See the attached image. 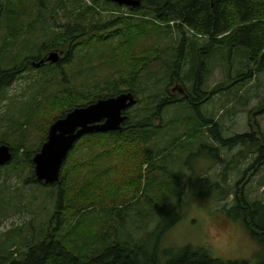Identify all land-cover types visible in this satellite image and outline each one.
I'll use <instances>...</instances> for the list:
<instances>
[{"label": "rangeland", "instance_id": "obj_1", "mask_svg": "<svg viewBox=\"0 0 264 264\" xmlns=\"http://www.w3.org/2000/svg\"><path fill=\"white\" fill-rule=\"evenodd\" d=\"M63 1L64 4L60 5V0L52 3L24 0L22 4L19 0H12L10 3L17 13L12 14V10L4 6L2 13H5L0 16V67L9 70L29 60L28 70L19 74L3 93L0 84V145H8L17 153L8 165L0 166V244L14 241L15 247L26 255L48 237H64L67 229L79 221L90 225L93 220L82 216L86 212L79 214L71 208H67L69 212L65 218L58 220L55 217L62 201L66 203L72 199L89 182L92 184L90 192L105 196L115 193L113 195L124 198L118 208L125 207L129 211L128 216L118 215L119 224L115 226L100 222L92 225L90 230L104 234L102 238L113 242L135 245L132 240L138 242L154 233L160 212L159 206L147 202L143 193L145 191L151 198L159 197L165 190L162 185L160 194L157 192L159 178L166 169H172L175 175L168 178L175 182L163 201L165 205H178L170 216L177 218L179 215L181 219L163 234L156 254L142 256L148 261L155 258L156 264H170L176 254L183 253V261L189 260L192 264H205L209 259L220 263L244 261V264H259V246L244 222L229 215L226 209L235 206L236 195L249 203L260 202L264 206V108L261 109L264 106V71L251 81L238 83L232 79L223 85L221 82L226 81L227 71L217 61L206 85L197 75L196 79L200 80L197 85L195 80L183 84L186 93L190 90L192 93L199 86V98L207 100L205 103L199 101L197 106L191 96L185 99L184 95L177 93L174 97L175 103H179L177 106H163L160 111L153 108L144 116L141 107L145 102L154 100V95L159 103L162 98H170L171 90L178 87L175 82L181 81L172 80L175 76L172 56H176L180 63L183 59L179 52L187 51H182L180 42L186 39L191 42L196 38L202 43L206 39L200 34L198 38L192 36L194 32L187 27L184 34L178 30L177 23L180 22L174 21L169 23L170 28L152 22L156 26H147L158 31H152L149 36L129 34L124 40L121 37L107 39L114 27L112 23L119 15L138 19L129 13L135 8L98 0L101 12L80 20V13L86 7H92L94 0ZM144 12L147 13L139 19H153L151 11L144 9ZM260 19L262 23L263 19ZM257 22L256 19L253 23ZM79 27L86 31L88 42L82 50L76 47L83 43V37L79 40L70 37L67 42L59 39L69 28ZM97 41H101L98 47ZM59 49L63 53L62 62L41 68L33 66L40 58ZM71 52L85 59L91 58L89 53L94 52L92 56L97 58H91L92 65L78 67L75 55L72 58L65 56ZM177 64L174 67L178 76L184 77V67ZM185 67L189 71L191 63L187 62ZM129 80L138 93L141 91L137 95L141 104L137 103L126 112L130 116V132L121 139L123 146L117 155L110 160L99 158L97 151L88 153L89 139L82 138L75 144L60 172L61 178L67 177L66 189L62 188L58 193V183L46 185L38 182L33 157L46 141L52 122L67 110L58 99L64 101L68 95L72 99L79 96V105L93 101L79 106L87 107L109 96L107 82H119L122 84L120 88L126 91L131 85L126 83ZM153 85L156 89H152ZM192 107L196 108L190 111ZM200 112L213 116L224 139L246 136L251 140L248 134L245 135L251 133V129L256 133L251 136L257 139L251 147L243 144L223 146L221 136V140L213 142L207 129H214L217 124L206 122ZM156 113H161L160 117L151 120ZM204 123H210L211 127H202ZM164 148L161 158L150 163ZM73 171L79 172V176ZM184 186L187 189L182 194ZM206 192L210 196H206ZM66 195L67 199H64ZM148 204L154 208L155 219L147 213ZM97 211L101 213L100 207ZM100 213L94 215L102 216ZM143 214L148 218L144 223L146 227ZM116 230L121 233L118 240L113 236ZM153 238L157 239L154 235ZM15 247L10 252L15 253L14 256L17 254ZM47 261L58 264L52 257Z\"/></svg>", "mask_w": 264, "mask_h": 264}, {"label": "trees", "instance_id": "obj_2", "mask_svg": "<svg viewBox=\"0 0 264 264\" xmlns=\"http://www.w3.org/2000/svg\"><path fill=\"white\" fill-rule=\"evenodd\" d=\"M10 1L12 0H8L6 3H4L3 0H0L1 17L5 13H2L4 6L6 9L10 8L12 10V14L17 13L16 8L12 6ZM23 1L24 0H19L20 4H22ZM47 1L50 3L54 2V0ZM55 1L59 2V0ZM141 1V7L130 10L131 13L138 16V19L132 20L131 18L117 17L115 19L117 23L114 24L113 29L109 31L107 39L121 37V39L124 40L129 34H135L136 36L147 34L146 36H149L152 34V31L156 33L158 30L154 27H152L151 30L147 25L158 22L166 25V28H170L169 23L172 21L176 23L180 22V24L177 23V27L178 30H182L184 34V29L187 27L194 32L192 36L198 38L200 34L202 39H206L202 43L196 38H193L191 42H189L187 39L185 42H180V45H183L181 48L182 51H185V49L187 51L179 52L181 58L183 59L180 61V63L177 62L178 60L176 56H172L174 59L172 69L175 72V76L172 77V80H181L178 81V83L184 85H186L187 81L195 80L197 85L200 83V80L196 79L197 75V77L201 76V83L206 85L209 74L213 72L215 63L217 61L219 62V66H223L224 70L227 71L226 81L221 82L223 85L228 84L232 79H236L235 82L239 81L238 83L251 81L258 73L264 71V0ZM63 2V0H60V5H63ZM93 2L94 6L92 5V7L89 8L86 7L80 13L78 19L83 20L87 16L93 17L99 14L96 7L101 9V6L98 4V0H94ZM144 9H147V11H151L153 13V15L150 16L153 17V19L143 17L139 19V16H145L143 13H147L144 12ZM11 13L9 10L8 19L11 18ZM260 18L263 19L262 23L259 21ZM256 19L258 22L253 23ZM142 20L147 22H143ZM119 24L121 25V28L118 27ZM144 24H146V26H144ZM70 37H73L76 40H79L83 37V43L77 45L76 47L81 50L88 43L87 38H85L87 37L86 31L82 27L77 29L69 28L67 30V34L63 37L59 36V39L63 38L64 42H67ZM95 43L98 47L101 41H97ZM93 53L94 52H91L89 55L93 60H95L97 57L92 56ZM74 55L75 53L71 52L65 56L66 58H72ZM197 56H199V59H197ZM75 58L78 67L93 64V60L91 58L85 59L83 56L78 57L76 55ZM187 62L191 63V68L189 71H187V68L185 67ZM199 63L202 64V66L198 67ZM28 64L29 60H26L22 64L16 65L9 70H5L0 67V84L2 86V93L14 83V80H16L19 74H22L28 70ZM176 64L182 65L184 67V77L178 76V70L174 67ZM126 83L131 85H129L128 90L123 91L120 88L122 84L119 82H107L106 85L108 89H110V92L109 96L105 98L107 99L109 97L118 96L127 92H132L136 96L140 95L141 91L138 93L135 90V86L132 85V81L129 80L126 81ZM152 89H156V85H153ZM198 90L199 86H196V89H194L192 93H190L191 90L188 92V95L190 94L189 96L193 98V102L197 106L200 105L199 101L202 103L207 101L200 100L199 97L201 96H199L200 92H198ZM174 97L175 96L170 95V98H162L161 102L159 103L157 100H155L157 99V96L154 95V100L145 102L141 107V109H143L144 116H147L148 113L150 114L153 108H155L156 111H160L163 106H177L179 103H175ZM91 102L93 101L79 105V96H76L74 99H72L70 95H68L64 101H60L58 99V103L60 105H65L67 110L55 120L65 117L66 114L74 108L86 106ZM140 104L141 99L138 102V105ZM195 108L196 107H192L190 111ZM263 108L264 106L261 109ZM181 112L183 113L185 111ZM160 114L161 113L154 114L153 117H150L151 120H157L158 117H160ZM129 123L130 118L126 123L123 124L122 132L95 133L84 137L89 139V143L86 145L87 152L94 153L97 151V156L99 158L104 157L111 160L114 155H117L116 152L122 149L123 141L121 139L125 138L126 134L130 132ZM201 126L209 128L211 124L204 123ZM218 126L219 124H217L214 129H207V131L211 134V137L216 142L221 140V136L223 146H226L227 144H243L251 147L254 142L253 139L249 140L245 138L246 136H236L232 139H224L222 132L217 130ZM150 127L151 126H149V128ZM248 136L251 137V135ZM104 145L107 147L106 150ZM165 150L166 148L159 150L157 152L156 158H152L149 162L152 163L155 159L157 160L158 158H161ZM107 151L111 154H108ZM12 152L13 158H15L17 156L16 150L12 149ZM166 159L167 157L164 160ZM73 173L79 176V172L73 171ZM172 175H175L172 169H166V173L160 176L159 184L156 186V190L160 194V191H162L160 186L162 185H164L163 187H165V190H163L159 197L151 198L144 191L143 196L147 197L146 201L153 202L154 204L158 205L160 212L158 215V224L154 233L147 235L145 239H142L138 242L132 240L131 242H133L135 245H132L131 243L123 244L119 242H113L112 239L102 238L104 237V234H97L90 230L92 225L94 226L100 222H108L110 226H115L119 224L118 215H122V217L128 216L129 211L125 210V207L122 210L118 208V206H120V204H122V202L125 200L124 198L113 195L115 193H112L110 196H105L90 192L89 188L92 187V184L87 182V185L82 187L78 193L74 194L72 199L68 200L66 203L64 200L62 201V205H59L60 207L57 210L58 212L55 217H58V220L60 217L65 218L69 212L67 211V208H71L76 210V212L79 214L86 212V215L82 214V216L83 218L93 220L90 225L83 224L81 221H79L74 226H70L67 229L64 237H48L44 239V241L40 242L36 247L31 248L26 255L22 254L20 249L15 247L14 241L3 242L0 244V264H55L53 262L49 263L47 261L50 260L51 257L58 264H156L157 261L155 258H153L152 261H148L142 255H149L151 253L156 254V251H159L160 241L163 234L181 219V216L179 215L177 218H172L170 216V213L175 212L179 206L177 205V207H175L173 205H165L163 201V197H165L166 193H168L172 183L175 182L174 180L168 178ZM66 184L67 177L65 179L61 178L60 183H58V193L62 190V188L66 189ZM186 189V186L182 188V194L185 193ZM205 195L210 196L208 195V192H206ZM64 199H67V195L64 196ZM181 200L182 199H180V201ZM222 200L224 199L222 198ZM127 201H131V199H128ZM179 203L180 202L178 201V204ZM148 206L147 213L149 212L150 216L155 219L154 208H151L149 204ZM98 207H100L101 213L97 211ZM226 210L228 211L229 215L235 216L244 222L248 231L254 238L255 243L260 248L259 253L257 254V262H259V264H264V206L262 203H249L243 197L236 195L235 206L230 210ZM95 212L102 214V216L97 214L94 215ZM132 212L133 211H131V213ZM144 214L143 225L146 227V224L144 223L148 218L145 217ZM153 235L157 237V239H154ZM113 236L118 240L121 237V233L116 230L113 233ZM153 243H156V245ZM14 247V251H17L16 256H14L15 253L10 254ZM190 255L194 254L191 253ZM184 256L185 253L182 255L176 254L175 259L170 264H192L189 260L186 262L183 261ZM173 257L174 255H172L171 258ZM93 258L94 261H92ZM209 260L210 261L205 262V264H244V261H242V263L235 261L220 263L213 259Z\"/></svg>", "mask_w": 264, "mask_h": 264}, {"label": "water", "instance_id": "obj_3", "mask_svg": "<svg viewBox=\"0 0 264 264\" xmlns=\"http://www.w3.org/2000/svg\"><path fill=\"white\" fill-rule=\"evenodd\" d=\"M120 6H140L139 0H113ZM63 53H51L45 62L57 64ZM137 101L132 93H124L118 97L100 99L87 106L71 110L64 118L55 121L48 133L47 141L35 155V175L37 181L53 185L60 181V172L70 151L84 136L94 133L116 132L122 129L127 120L123 112L134 106ZM13 159L11 149L7 145L0 146V166H5Z\"/></svg>", "mask_w": 264, "mask_h": 264}, {"label": "flooded vegetation", "instance_id": "obj_4", "mask_svg": "<svg viewBox=\"0 0 264 264\" xmlns=\"http://www.w3.org/2000/svg\"><path fill=\"white\" fill-rule=\"evenodd\" d=\"M111 23H112V20H111ZM116 23H117V22H114V23H112V24L114 25V24H116ZM180 84H181V83H178L177 81L175 82V86H180ZM176 90L179 91L180 88L177 87V88L172 89L171 93L174 94V95H176ZM185 96H186V94H185ZM188 96H189V95H188ZM121 132H122V131H121Z\"/></svg>", "mask_w": 264, "mask_h": 264}, {"label": "bare ground", "instance_id": "obj_5", "mask_svg": "<svg viewBox=\"0 0 264 264\" xmlns=\"http://www.w3.org/2000/svg\"><path fill=\"white\" fill-rule=\"evenodd\" d=\"M175 25V24H174Z\"/></svg>", "mask_w": 264, "mask_h": 264}]
</instances>
